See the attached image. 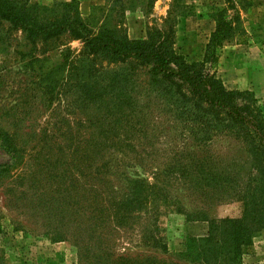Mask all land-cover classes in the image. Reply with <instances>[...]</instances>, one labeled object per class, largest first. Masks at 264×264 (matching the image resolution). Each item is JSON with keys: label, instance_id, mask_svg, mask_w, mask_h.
I'll return each instance as SVG.
<instances>
[{"label": "rangeland", "instance_id": "374dc122", "mask_svg": "<svg viewBox=\"0 0 264 264\" xmlns=\"http://www.w3.org/2000/svg\"><path fill=\"white\" fill-rule=\"evenodd\" d=\"M32 1L51 5L71 0ZM174 1L189 10V14L176 17L174 49L188 62L201 61L217 25L211 14L216 7H227V0L77 3L84 18L100 21L106 17L121 33L138 39L146 35L148 28L165 26ZM250 1L245 9L239 4L228 9L230 16H239L234 21L236 35L216 49L212 71L227 90L252 92L255 106L264 118V0ZM60 44L64 45L45 54L44 59L38 50L33 51L20 30L0 19V143L7 140L22 144L25 157L45 146V151L53 154L61 149L69 160L75 143L88 136L83 91L77 88L78 79H74L68 64L81 56L82 42L65 36ZM68 48L64 52L68 56L61 55L60 49ZM131 68L137 82L140 81L135 113L147 126L144 134L135 135L137 153L156 159L155 166L179 168L183 177L170 183L167 203L171 206H161L156 220L142 214L130 228H117L105 237L107 249L135 260L149 257L148 264H264V229L251 233L250 243L241 247L237 257L220 254L217 259L205 261V244L199 240L213 235L216 242L215 236L221 229L232 232L237 228L235 220L244 215L245 202L240 196L248 191L252 194L259 180L245 144L228 135V129L220 134L210 130L202 140L197 139L204 136L198 130L201 126L178 118L171 103L146 92L148 85L144 84L146 77L142 73L147 67L133 61ZM81 77L85 79L82 74ZM14 154L11 147L5 150L0 145V163L11 161ZM131 169L136 170L128 168ZM193 170L198 175L194 185L186 178L190 176L184 175ZM22 172L19 167L11 174ZM148 178L152 181L150 175ZM10 180L5 174L0 176V250L5 264H82L75 244L71 240L52 239L38 216L24 208L25 201L19 194L13 197L15 205L8 202L10 195L5 192ZM173 204L181 209L177 211ZM155 240L158 245H154Z\"/></svg>", "mask_w": 264, "mask_h": 264}, {"label": "trees", "instance_id": "16d2710c", "mask_svg": "<svg viewBox=\"0 0 264 264\" xmlns=\"http://www.w3.org/2000/svg\"><path fill=\"white\" fill-rule=\"evenodd\" d=\"M227 1V7H216L211 14L217 25L204 58L188 62L174 49V27L176 17L189 14V10L175 1L163 28H148L144 37L131 39L106 17L100 21L84 18L77 0L51 5L0 0V19L20 30L33 51L38 50L43 57L63 46L60 41L65 36L82 42L81 56L68 64L78 79L77 88L83 91L88 136L75 143L71 158L68 160L61 149L58 154L45 151V146L25 157L22 144L0 143L5 150L11 147L15 152L11 161L0 163V176L11 178L5 192L10 195L8 202L15 205L13 197L19 194L24 208L38 216L52 239L75 244L82 264H148L149 257L135 260L108 250L105 237L117 228H130L142 214L156 220L161 206L167 209L172 205L167 203L171 181L183 177L179 168L155 166L156 159L137 153L135 135L144 134L147 126L134 109L140 81L131 68L133 61L147 67L142 73L147 93L171 103L178 118L201 126L198 130L204 136L197 139L202 140L210 130L220 134L228 129V135L245 144L255 162L258 184L252 194L248 191L240 196L245 211L235 220L237 228L232 232L221 229L216 242L213 235L199 238L206 248V260L202 259H217L220 254L237 257L241 247L250 243L251 233L264 229V118L252 92L227 90L212 71L216 49L236 35L234 21L239 16H230L228 9H235V4L243 9L251 5L250 0ZM68 50L60 49L61 55L67 57L64 52ZM81 74L85 79L79 78ZM19 167L22 173L11 174ZM130 167L136 170H128ZM186 174L192 185L198 181L194 170ZM173 205L177 211L181 209ZM154 245H158L156 240ZM0 264H5L1 250Z\"/></svg>", "mask_w": 264, "mask_h": 264}]
</instances>
